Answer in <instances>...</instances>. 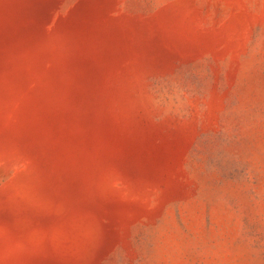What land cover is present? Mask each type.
<instances>
[{
  "label": "rangeland",
  "instance_id": "374dc122",
  "mask_svg": "<svg viewBox=\"0 0 264 264\" xmlns=\"http://www.w3.org/2000/svg\"><path fill=\"white\" fill-rule=\"evenodd\" d=\"M0 264H264V0H0Z\"/></svg>",
  "mask_w": 264,
  "mask_h": 264
}]
</instances>
